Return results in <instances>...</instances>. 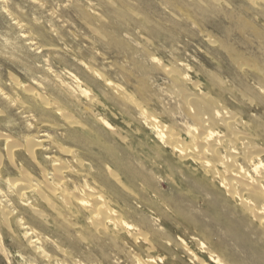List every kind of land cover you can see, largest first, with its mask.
<instances>
[{
  "label": "clouds",
  "instance_id": "clouds-1",
  "mask_svg": "<svg viewBox=\"0 0 264 264\" xmlns=\"http://www.w3.org/2000/svg\"><path fill=\"white\" fill-rule=\"evenodd\" d=\"M0 264H264V0H0Z\"/></svg>",
  "mask_w": 264,
  "mask_h": 264
},
{
  "label": "bare ground",
  "instance_id": "bare-ground-1",
  "mask_svg": "<svg viewBox=\"0 0 264 264\" xmlns=\"http://www.w3.org/2000/svg\"><path fill=\"white\" fill-rule=\"evenodd\" d=\"M161 136H163V133H161ZM39 151V150H38Z\"/></svg>",
  "mask_w": 264,
  "mask_h": 264
}]
</instances>
